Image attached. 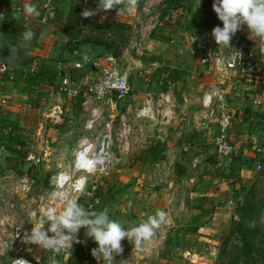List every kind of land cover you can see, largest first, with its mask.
<instances>
[{"label":"rangeland","instance_id":"rangeland-1","mask_svg":"<svg viewBox=\"0 0 264 264\" xmlns=\"http://www.w3.org/2000/svg\"><path fill=\"white\" fill-rule=\"evenodd\" d=\"M145 1L147 0L142 2L138 0V7H146ZM12 2L14 0H1L0 7L4 6L1 12L6 10V7L12 9ZM180 2L183 5L178 9L167 10L165 6L155 12L151 10L143 13L144 21L148 23L159 12L160 22L151 23L156 26L143 39L140 50L135 47L140 41V36L133 32L123 56L119 58L120 66L130 68L131 72L130 84L133 92L128 97L120 99L114 95H107L102 99L92 98V117L84 109V99L79 105L71 104L69 110H64L62 121L58 124H54L51 119H44L41 115L39 116L43 124L41 128L46 133L37 135L39 129L37 125L30 130V136L24 139V133L21 132L25 127L32 128L30 125L32 120L28 118L24 126L11 118L1 120L3 125H0V128L5 129L4 133L12 135L15 142L10 151L1 149L0 186L11 176L18 179L28 174L34 180V195L37 196L41 190L48 187L47 179L49 174L52 175V170L46 166H37V171L25 173L30 166L35 167L26 161L27 155L32 152L42 156L45 151L38 147L41 141L45 142V146L48 143L51 150L57 149L62 142L64 147L61 159L67 164L72 160V150L77 147L78 142L83 137L90 136V133L86 132V127L92 126V142L96 144L97 151L100 150L103 138L110 135L109 162L105 168L92 176L87 192L79 202L87 209L107 212L110 219L118 221L125 229L153 216L161 203L167 204L169 209L165 212L164 229H161L162 224L155 231V235L144 242L145 246L141 244L136 247L126 239L127 247H124L121 255L114 257V264H121L118 260H123L122 264H205L204 262L216 264L222 249L228 247L229 250H233V247L240 246L242 233L236 230L237 224L241 223L242 227L250 228L257 226L264 234V156L255 155L246 159L240 154L237 155L236 151L230 158L218 160L214 147L218 114L216 110L213 111L212 108L203 105L205 93L216 86L207 83L204 77L213 76L216 70L215 67L201 66L202 53L198 52L197 48L205 40L206 34L212 36V29L220 26L212 9L214 0ZM153 38L157 39V43L153 42ZM97 54L93 52L92 59L96 60ZM139 61L143 66H140ZM144 67H147V73L141 75L140 70H144ZM238 75L240 79L248 78L242 72ZM92 77L96 78L93 75ZM207 88L209 89L206 90ZM172 91L174 116L169 125H162L161 116L157 114L158 104L152 105L156 119L138 117L149 96L154 100L161 97V94L164 96ZM185 94L189 96V101H186ZM140 96L144 98L143 101ZM61 128L70 130L71 134L61 135L67 131H62ZM54 129L61 130L56 133ZM126 129L130 130L127 136L124 135ZM150 149L152 151L149 152ZM148 158L158 163L143 164L141 169H138L139 163ZM178 159L181 162L185 160L187 163L195 164V167L191 166L189 170L188 167L181 165ZM228 161H234L235 164L231 163V168V164L227 166L225 172L227 174L231 172L236 177L232 181L219 179L221 183L215 185L203 182L204 190L202 188L196 190L197 195L194 197L192 190L198 186L196 181L191 185L184 184L185 189H181V185L174 182L173 170L177 175L190 172L192 176L199 175L203 179L215 172V163L221 167ZM162 162L167 164L157 167V164L162 165ZM258 164L263 166L260 171L257 170ZM178 166L183 169L179 170ZM167 180H170V183H167ZM171 185L172 195H167L170 192L165 193L163 199L161 191ZM177 185L179 188H175ZM214 189L222 197L214 195L202 197V193L215 194ZM254 201L261 207L259 220L252 218L244 222L242 207ZM19 215L22 219L20 212L16 214L17 219ZM204 237L213 238L215 242L211 243L213 245L208 241L202 244L196 242L198 238ZM207 246H214L216 250L209 252L201 250ZM194 250L201 253L203 260L191 259L188 253H193ZM22 254L34 264H46V257L49 255L35 245L24 247ZM81 254L84 259L79 262L74 258L75 253L68 257L56 255V258L59 264H106L103 258L96 260L91 255V249H83L80 251ZM11 259L12 255L9 254L0 259V264H10Z\"/></svg>","mask_w":264,"mask_h":264},{"label":"crops","instance_id":"crops-1","mask_svg":"<svg viewBox=\"0 0 264 264\" xmlns=\"http://www.w3.org/2000/svg\"><path fill=\"white\" fill-rule=\"evenodd\" d=\"M44 1L45 0L21 1V9L25 4H34L40 11V16H42V19L40 18V16L23 18V24H27L35 33L34 38L30 42H22L21 34L18 35L12 29H8L6 33L4 32L10 43L18 46L20 55L25 58L27 63L23 67L16 70H11L6 74L1 73L0 64V125H3L1 120H3L4 118H11L13 121L18 120V123H20L21 125L23 124L22 126H24V124H27L26 120H28L29 118L30 120H32L30 124L32 125V128L28 126L25 127L27 129H23L24 131L21 132L24 133L23 139L27 136H30V130L37 127V125H39V129H37V135H42L43 133H46L41 128L43 124L40 122L39 116L41 117L42 115L44 119H49L46 118V115H48V112L50 111L53 105L59 104L66 111V109H70L71 104H79L82 101V95H80L78 98H74L68 92H60V88L62 87V81L64 78H67L70 83H72V85H75L76 83H81L83 78L86 76H90L91 78L92 75L95 77L99 76V66L95 68L92 64L97 61L95 59H92V53H98V49H93L91 45H87L81 47L80 50L75 51L78 52L77 55L75 53H67L66 45L69 40V36L64 32L65 27L63 25L73 6L82 5L84 7V10L96 9L98 0H55V9L56 12H59V16L56 19L57 21H52L56 16V14H54L45 23L42 21L45 15V11L43 9L45 3ZM140 1L142 2L144 0ZM147 2L149 1H145V4ZM138 6L139 2L138 5L133 8L131 13H125L123 15L117 14L116 10L113 9L106 12L97 13L96 16H100L103 19L121 20L128 22L132 25L133 32L137 34L139 33L140 37L141 35H143L144 38H146L151 33V30L154 29V26L151 24V21L145 23L143 15V13H145V7L139 8ZM3 7L4 6L0 7V16H2L3 10L1 12V9ZM217 20L219 19L217 18ZM12 21L13 19H11L9 22ZM219 22L220 26L222 27V22ZM156 40L157 39H154L153 42L157 43ZM230 43L232 46L231 48L224 46L218 47L214 38L212 36H209V34H206L205 40L202 42V44L198 46L197 51L201 52V55L210 52H223L224 54L228 55L234 50L240 48V43H247V46L250 50L255 49L256 51H259V48L255 47L254 41L249 39V33L246 26L243 27L233 36ZM85 57H87V59H85ZM43 60H46L47 62H54L58 72L56 89L54 90L52 87L50 93L44 96H42L40 93L47 91L48 89H45L43 87L44 85H38L34 83L33 80V73L35 71H38L39 67L43 63ZM140 62L141 61H139V63ZM101 63L102 62H100L99 64ZM140 66H143V64L140 63ZM201 66L209 68L215 67L214 70L216 71L213 76L207 75L206 77H204V79H206L207 83H213V85L216 84L214 88H217L228 100V103L230 105V111L233 116V126L230 130V139L236 147V151L238 152L237 155L240 154L246 157V159L247 157L250 158L251 156L255 155L264 156V71L257 77H248L240 79L238 75L239 72L226 71L225 69L220 68L214 64L204 65L202 63V59ZM144 68V70H140L141 75L147 73V67ZM201 73H203V71H201ZM209 88H207L206 90H208ZM162 96L163 95L161 94V97ZM44 97L50 98L51 106H46L42 103ZM161 97L157 99L155 98L154 101L158 102ZM139 98L142 97L140 96ZM185 98L186 101H189V96H187V94H185ZM143 99L144 98H142V101ZM3 100L6 102L5 104H1V101ZM66 102L67 104L65 105ZM157 111L159 113V105H157ZM7 129L6 131H8ZM61 129H54V131L57 133ZM4 130V128H0V152L1 149H6L7 151H10L9 149L15 142V139L11 137L12 135L10 136L9 133H4ZM66 130V128L62 129V131ZM69 131L67 130L64 133H61V135L68 134ZM5 134L8 136H6ZM30 139L32 140V137ZM57 140L58 139H56V141ZM59 144L62 146V142H60ZM48 145L49 144L46 143L45 146V142L41 141V144H39L38 147H40L42 151L46 152L48 149ZM187 150L189 149L187 148ZM175 154L177 158L178 152H176ZM178 160L181 165H183L184 167H188L189 170L191 169V166L195 167V164L192 165L190 163H187L185 160H182V162L180 159ZM174 162V165H176V161ZM162 163V165L157 164V167H162L163 165L167 164L165 162ZM225 163V166H230L232 161H228ZM178 169L182 170L183 168L181 169V167L178 166ZM172 172L175 173L174 182L176 184H180L181 189H185L183 186L184 184L191 185L194 183V181H196V184H198V186H194L195 188L192 190L193 197L194 195H197L195 191L199 190V188H202L204 190V188L202 187L203 182H211L212 185L221 183L219 179L215 176L209 175L208 177L205 176L203 177V179H201V176H192L190 172L182 173L179 175H177L175 170H173ZM167 183H170V180H167ZM172 188L173 186L171 185L169 188L163 189L161 191V195H164L165 193L167 194L168 192H170V194H167L168 196L172 195ZM175 188H179V186ZM213 192L215 194H212L211 192L204 195L202 193V197H208L211 195H214V197L218 198L222 197L220 194H218L217 190L214 189ZM184 193H186V190L184 191ZM159 194H157V196ZM163 199H165V195L163 196ZM97 203H99V201H97ZM231 204H233V202ZM108 207L110 206L108 205ZM162 208L165 209L164 212H166V209H169L167 204L161 203L159 205L158 210H163ZM134 226L136 225L134 224ZM164 227L165 225L163 224L161 229H164ZM125 240L121 242L123 249L124 247H127L125 246ZM205 241H210L212 243L215 242L213 238L211 239L209 237H204V239L198 238L196 240V242H198L199 244H202V242L205 243ZM144 242H142V245L145 246ZM118 262L122 264L124 261L118 260Z\"/></svg>","mask_w":264,"mask_h":264},{"label":"built area","instance_id":"built-area-1","mask_svg":"<svg viewBox=\"0 0 264 264\" xmlns=\"http://www.w3.org/2000/svg\"><path fill=\"white\" fill-rule=\"evenodd\" d=\"M43 9L45 15L43 22H47L55 14V0H45ZM167 0H151L147 2L144 8L145 12L158 11L159 8L166 6ZM161 14L158 12L152 22H160ZM1 24V21H0ZM156 26V25H155ZM154 26V28H155ZM139 34V33H138ZM140 36V34H139ZM144 36L141 35L139 43L135 44L138 50L142 47ZM77 55L78 52H75ZM204 65L214 64L226 71L242 72L247 77H257L264 71V54L249 49L247 43L242 44L240 48L234 50L232 53L226 55L223 52L204 53L201 56ZM98 61V63H97ZM93 63L94 67L99 66V76L91 78L86 76L81 83L72 85L67 78L62 81L60 92H68L74 98L80 95L84 99V109L89 112L92 117V98L102 99L107 95L116 96L117 98H126L133 92V87L130 84V68H123L120 66V60L112 56H106ZM102 62L101 64H99ZM80 66V65H78ZM11 69L6 65H1V73L6 74ZM3 100L1 104H5ZM42 103L46 106H51L50 98L44 97ZM159 105V113L161 116L162 125L167 126L173 120V91L165 94L158 102L154 101L149 96L146 106L139 112L138 117L156 119V113L153 111L152 105ZM203 105L207 108H212L217 111V134L214 138V147L218 160H225L235 155L236 147L230 139V130L233 126V116L230 111V105L225 96L217 89L209 90L203 97ZM215 107V108H214ZM148 108V111H147ZM91 112V113H90ZM64 108L55 104L51 107L46 118L52 120L54 124L62 121ZM110 126V125H109ZM92 126L86 127V132L90 136H85L78 142V145L73 149L72 160L65 164L63 157V146H59L55 150H51L49 145L47 151L42 156H37L35 153H29L26 161L35 166H46L52 170V175L49 178L48 187L41 190L37 196L34 195L35 183L28 174L16 179L11 176L3 185L0 186V259L7 255H12V259L23 257L28 259L22 250L24 247L32 246L25 243V232L31 231L33 225L28 223L29 214L32 211L37 212L36 221L38 223L39 213L46 207L55 206L57 211H61L63 207V200L60 196L69 198L75 197L78 200L87 192V186L92 181V176L96 175L101 169L105 168L109 162L108 151L110 149V135L103 138L100 150L97 151V146L92 142L91 134ZM71 134V132H69ZM68 133V134H69ZM130 133V130H125L124 135ZM67 135V134H65ZM107 139L108 144L105 152L104 141ZM47 164V165H45ZM262 165H257V170H262ZM35 171V169H34ZM81 177L86 178V184L82 192L73 190L72 185ZM59 184H63V188H58ZM155 197V194L153 195ZM20 212L22 219H17L16 214ZM47 227V225H45ZM82 229L78 238L81 243H74L71 249H62L58 256L68 257L73 254L74 250L82 244L81 239ZM207 243V242H205ZM212 242L209 241L210 245ZM211 251L216 250L214 246L203 247L201 250ZM49 254V253H48ZM192 260H203L201 253L196 250L193 253H188ZM213 254V253H212ZM204 255V254H203ZM205 258V257H204ZM11 259V262H12ZM10 262V264H11ZM205 264H210L206 263Z\"/></svg>","mask_w":264,"mask_h":264},{"label":"clouds","instance_id":"clouds-1","mask_svg":"<svg viewBox=\"0 0 264 264\" xmlns=\"http://www.w3.org/2000/svg\"><path fill=\"white\" fill-rule=\"evenodd\" d=\"M137 5L138 0H98L96 9H85L81 16L90 19L99 12L113 9L117 14L123 15L131 13ZM212 9L223 25L214 27L211 32L218 47L231 48L233 36L246 26L249 39L253 40L255 47L264 54V0H214ZM12 15L14 19L19 20L22 15L25 18L39 17L41 13L36 5L25 4L22 9H14ZM2 20L0 16V21ZM24 27L25 31L21 33V38L22 42L27 43L34 38L35 33L27 24ZM85 184L86 178L81 177L72 185L73 190L82 192ZM58 188H63V184H59ZM60 198L63 200L62 210L57 211L54 205L46 207L39 213L38 223L35 222L37 212L32 211L28 223L33 227L30 233H24L25 243L35 245L49 253L46 264H59L55 254H59L62 249H71L74 243H81L78 238L81 229L85 230V237L92 239L97 245L91 249V255L96 260L103 258L106 264H114V257L123 253L121 243L123 240L127 239L139 247L142 242L150 240L166 221V213L157 210L146 221L125 229L121 223L110 219L105 211L87 209L75 197ZM11 264H30V261L20 257L12 259Z\"/></svg>","mask_w":264,"mask_h":264},{"label":"trees","instance_id":"trees-1","mask_svg":"<svg viewBox=\"0 0 264 264\" xmlns=\"http://www.w3.org/2000/svg\"><path fill=\"white\" fill-rule=\"evenodd\" d=\"M21 1L22 0H14L11 4L12 9L6 7V10L3 11V18L5 20L3 19V23L1 21L0 24V28L3 32L6 33L8 29H12L19 35L25 31L23 24L24 16H21L19 20H16L12 15L14 9H21ZM182 5L183 3H181L180 0H167L166 2L167 10L172 8L178 9ZM83 10L84 7L82 5L73 6L63 24L65 27L64 32L69 36L66 45L67 53L74 54L75 51L80 50L81 47L91 45L93 49H99L98 54L95 56L96 60L105 58L106 56H112L117 59L121 58L126 45L129 44L132 38V25L125 21L103 19L96 15L90 19L82 18L81 13ZM55 14L56 16L52 21H57L56 19L59 16V12H56ZM40 18L42 19V16H40ZM9 19H13V21L9 22ZM33 80L34 83L44 85L43 87L48 89L47 91L40 93L42 96L48 95L52 87L53 89H56L58 72L54 62L43 60L38 71L33 73ZM150 151L152 150L150 149L149 152ZM153 162L158 163L150 158L144 159L139 163L138 169H141L143 164H151ZM232 164H235L234 161H232ZM215 167V172H213L211 176H215L218 179H227L228 181H232L236 177L233 176L231 172H228V174L225 172V168L227 167L225 165L219 167L215 163ZM231 167L232 165L230 168ZM34 169L37 171V168L30 166L26 172L23 170V173H31ZM229 171L232 170L229 169ZM48 176L47 182L51 175L49 174ZM33 177L36 178V176ZM242 182L244 183V180H242ZM260 211L261 207L257 202H250V204H246L242 207V220L247 222L254 218L258 221ZM237 227L236 230L242 233L240 246L233 247V250H229L228 247L222 249L216 264H258L259 262H264V234H262L257 226H254L253 228H250V226L242 227V224L239 223L237 224ZM83 249L87 250V248L81 244L74 250L73 254L75 253L74 258L76 262L84 259V256L82 254L80 255V251Z\"/></svg>","mask_w":264,"mask_h":264},{"label":"water","instance_id":"water-1","mask_svg":"<svg viewBox=\"0 0 264 264\" xmlns=\"http://www.w3.org/2000/svg\"><path fill=\"white\" fill-rule=\"evenodd\" d=\"M26 63L25 58L20 55L18 46L11 44L0 28V64L6 65L11 70H16L23 67ZM84 232L85 230L83 229L81 233L82 245L87 249L94 248L95 242L86 238Z\"/></svg>","mask_w":264,"mask_h":264},{"label":"bare ground","instance_id":"bare-ground-1","mask_svg":"<svg viewBox=\"0 0 264 264\" xmlns=\"http://www.w3.org/2000/svg\"><path fill=\"white\" fill-rule=\"evenodd\" d=\"M147 111H148V108H147ZM107 144H108V141H107V139H105V141H104V143H103V145H104L103 153L105 152V150H106V148H107ZM101 145H102V143H101ZM100 147H101V146H100Z\"/></svg>","mask_w":264,"mask_h":264}]
</instances>
